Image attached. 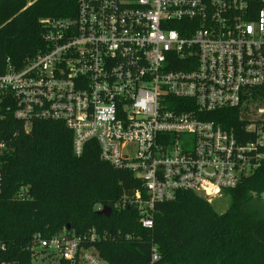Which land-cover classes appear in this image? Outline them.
<instances>
[{
	"label": "built area",
	"instance_id": "1",
	"mask_svg": "<svg viewBox=\"0 0 264 264\" xmlns=\"http://www.w3.org/2000/svg\"><path fill=\"white\" fill-rule=\"evenodd\" d=\"M45 25L46 48L0 73V110L11 103L27 130L62 122L77 155L95 141L103 161L133 173L114 207L136 209L142 227L179 193L210 199L261 166L264 121L240 140L205 116L264 84V0H77L75 16ZM108 237L38 233L30 249L35 264H106L95 244ZM160 259L152 246L151 264Z\"/></svg>",
	"mask_w": 264,
	"mask_h": 264
},
{
	"label": "trees",
	"instance_id": "2",
	"mask_svg": "<svg viewBox=\"0 0 264 264\" xmlns=\"http://www.w3.org/2000/svg\"><path fill=\"white\" fill-rule=\"evenodd\" d=\"M77 0H0V73L7 60L17 68L46 48L45 22L76 15ZM0 110V264H35L30 249L35 234L52 237L64 230L82 234L95 228L107 239L95 247L106 264H264V161L239 185L227 190L230 204L216 212L207 198L181 192L158 205L152 228L137 210L114 203L135 184L132 172L100 158L95 141L82 154L73 133L59 121H35L29 130L13 116L11 103ZM264 109V84L246 90L237 107L207 113L245 138L244 127ZM264 121V119H259ZM110 207L109 217L96 206ZM128 236V237H127Z\"/></svg>",
	"mask_w": 264,
	"mask_h": 264
},
{
	"label": "rangeland",
	"instance_id": "3",
	"mask_svg": "<svg viewBox=\"0 0 264 264\" xmlns=\"http://www.w3.org/2000/svg\"><path fill=\"white\" fill-rule=\"evenodd\" d=\"M254 119H264V109H260L257 111V114L254 115ZM208 202L212 205L213 209L218 213H223L226 211L230 204V197L223 193L222 195H218L216 197H212L207 199ZM38 264H46L42 260H38Z\"/></svg>",
	"mask_w": 264,
	"mask_h": 264
},
{
	"label": "water",
	"instance_id": "4",
	"mask_svg": "<svg viewBox=\"0 0 264 264\" xmlns=\"http://www.w3.org/2000/svg\"><path fill=\"white\" fill-rule=\"evenodd\" d=\"M111 213H112L111 208L110 207H107V206L103 210L98 211V214L99 215H103L105 217H109L111 215Z\"/></svg>",
	"mask_w": 264,
	"mask_h": 264
}]
</instances>
